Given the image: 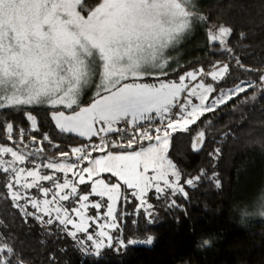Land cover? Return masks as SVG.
<instances>
[{"label":"snow or ice","instance_id":"obj_1","mask_svg":"<svg viewBox=\"0 0 264 264\" xmlns=\"http://www.w3.org/2000/svg\"><path fill=\"white\" fill-rule=\"evenodd\" d=\"M82 10V0H0V110L24 111L26 120L31 122V130L35 131L36 118L23 106L46 104L56 109L51 113V119L61 133H75L89 140L99 136L100 143L91 144L90 149L106 154L92 159V166L81 171L87 173L88 180L104 172L118 177L128 188L137 190L133 195L146 212L152 205L144 197L151 188L158 194L157 198L169 190L173 196L179 193L186 198L187 193L180 184L181 173L167 158L171 134L187 131L205 113L245 92L246 88L241 86L245 82L241 81L227 92L221 91L211 100L209 97L215 88L206 84L203 77L210 76L212 81L223 79L229 70L227 64L213 66V70L207 73L203 68L188 71L179 76L178 82L160 81L158 85L137 82L146 76L167 75L163 69L169 62L168 50L192 29L194 23H207V17L197 12L195 0H100L86 16L81 14ZM231 35L232 29L223 25L215 30L210 28L207 33L210 42H218L229 52L227 38ZM236 62L245 71H260L245 68L238 57ZM156 69L160 70L159 73L154 72ZM198 77H201L199 83L193 86L186 83L197 81ZM260 81L264 82V72H261ZM247 86L256 87L251 81ZM93 87L95 94L90 103L81 106L82 92ZM182 93H186L183 99ZM192 97L199 103H193ZM61 107L71 111L66 114L59 110ZM142 122H147V126ZM5 126L7 138L11 139L13 124L6 122ZM129 127L135 130V134L127 141L108 138L113 133L127 134ZM19 135L23 139L25 131L20 129ZM204 136L205 133L200 131L194 137V151L200 150ZM35 139L33 137V141ZM43 139L51 143L46 134ZM144 140L154 143L136 150L137 141L142 143ZM108 147L125 150L113 153L107 151ZM72 151L80 154L78 160L90 159L91 152L85 147H74ZM5 154H10L12 159H2ZM25 160L26 156L13 148L0 147V170L12 173L6 177L5 187L13 206L20 208L26 216H34L48 225L54 223L53 219L44 220L43 216L29 212L19 201L25 199L33 209L49 217L55 211V219L83 248V241L77 240V234L88 232V220L93 219L85 215L89 205L81 203L79 208L73 209L79 217L78 223L62 205L54 209L50 207L77 194V187L68 179L55 183L52 199H45L42 204L35 198L22 196L16 185L31 189L40 180L54 179L35 170L26 172L24 168L16 167L17 162ZM46 167L64 172L75 165L49 162ZM150 169L154 173L151 176L148 175ZM204 175L201 170L200 175L186 179L185 184L194 187ZM169 176L173 179L170 180ZM27 177H32V182H28ZM210 179L220 188L215 174ZM21 180H24L23 184ZM78 180L84 185L85 175L80 174ZM70 185V193L61 195ZM120 187L119 183L109 185L103 179L93 182L92 193L106 196L109 201L105 219L111 218V222L100 224L95 237L87 235V240L93 242L91 254L98 256L104 247L112 246V236L105 228L117 227L115 212ZM41 191L47 196L50 189L42 188ZM79 200L87 202L89 196L80 195ZM254 201L264 208V189L257 193ZM169 206L178 205L172 200ZM91 207L99 210L102 204L93 203ZM148 215L151 217L152 213L148 212ZM247 215L246 210L242 212V217ZM260 215L264 216V211ZM68 225H72L74 231H68ZM119 243L121 247L126 246L122 240ZM137 243L151 245L153 237L128 241V244ZM199 246L210 247V239L202 240ZM15 255L13 247L6 243L0 245V264H12L11 257ZM16 264H23V261L17 257Z\"/></svg>","mask_w":264,"mask_h":264},{"label":"trees","instance_id":"obj_2","mask_svg":"<svg viewBox=\"0 0 264 264\" xmlns=\"http://www.w3.org/2000/svg\"><path fill=\"white\" fill-rule=\"evenodd\" d=\"M200 10L207 23H203L191 43L185 69L200 66L207 73L213 66L227 64L229 70L217 83L218 89L234 88L244 81L241 86L246 91L205 113L187 131L171 134L167 156L181 173L180 184L187 197L165 193L157 198L152 192L148 196L152 207L147 212H136L133 204L123 207L120 203L116 221L126 246L116 244V249L97 256L86 251L84 244L83 248L77 244L64 226L55 222L46 226L14 207L5 187L11 173L0 170V245L6 243L14 248L12 264H16L17 257L23 264H264V216L249 215L256 208L264 211L254 201L264 189V178L260 184L254 181L264 174V82L260 81L264 72V0H204ZM221 25L232 29L227 38L230 52L207 37L210 28ZM237 57L245 68L260 71H245L237 65ZM248 81L256 87H248ZM145 82L151 83V79ZM93 89L81 98V106L90 103ZM24 108L35 116L37 130H31L24 111L0 110V147L21 152L33 168L47 162H73L68 156L74 147L98 144L96 137L88 141L61 133L51 119L56 109L46 104ZM59 110L71 111L62 107ZM6 122L13 124L11 139L7 138ZM20 129L25 131L23 139ZM200 131L205 133L204 143L199 151H194L192 142ZM45 134L51 143L43 139ZM130 136L113 133L108 138L127 141ZM144 143L145 140L137 141L134 147L137 150ZM201 170L205 175L194 187L185 184L186 179L200 175ZM213 174L220 181V188L210 179ZM172 200L178 206L170 207ZM245 210L248 215L242 217ZM149 236L153 237L151 246L128 244L129 240L141 241ZM204 239H210V247L199 246Z\"/></svg>","mask_w":264,"mask_h":264},{"label":"rangeland","instance_id":"obj_3","mask_svg":"<svg viewBox=\"0 0 264 264\" xmlns=\"http://www.w3.org/2000/svg\"><path fill=\"white\" fill-rule=\"evenodd\" d=\"M202 1H204V0H195L196 10L198 13H201L200 8H201ZM99 2H100V0H82V5H83L84 10L81 11V14L86 16L87 11L94 9L99 4ZM78 10H81V9L78 8ZM202 25H203V23H194L192 29L190 31H188L187 33H185L175 43V45L168 50L167 55L169 56V62H168V65L165 67V69H163V71L166 72L167 75L146 76L142 81H137V82L138 83H147L145 81L150 80V79H151V83H148V84H157L158 85V83L160 81H164V82L177 81L178 82L180 75H184L188 71H194V70L201 69L200 66L185 69L184 65L186 64L185 61H187L186 60L187 55L189 54V51L192 48L191 43L194 40V38H196L198 36L199 30L202 28ZM212 29L215 30V27H213ZM200 34H201V32H200ZM180 66H182V68H181L182 71L177 74V70L180 69ZM159 71H160L159 69L154 70V72H156V73H159ZM167 76H172V77L175 76V77L172 80L164 79V77H167ZM200 79H201V77H198L197 81H191V82L186 81V83H189L190 86H193L196 83H199ZM203 80L206 84H212V86L215 88V92H213L209 97L210 100L213 97L218 96L221 91L227 92L228 89H231V88H226V89H221V90L218 89L217 83L219 81H221L222 79H219L218 81H212L210 76H205V77H203ZM129 82H131V81H129ZM89 89L90 88H88L84 92H82L80 100H82L81 98H85L88 96L87 92L89 91ZM93 91H94L93 92V94H94L95 88L93 89ZM93 94L91 93V95H93ZM185 95H186V93H182L181 98H183ZM191 99H192L193 103H199V101L195 97H192ZM23 107H25V106H23ZM67 113H69V112H66V114ZM71 134L74 135V133H71ZM82 138L90 141L87 137H82ZM149 143H154V141L150 142V141L145 140V143L143 145L139 144L137 150H139L141 147H147L149 145ZM90 144H95V143L90 142ZM81 147H84V145H82ZM85 148L91 152L90 159L78 160L77 157L80 154H76V153L72 152L68 157L73 159V162H71V161L55 162L57 164L64 163V164H69V165H75V167H72V168H70L64 172L58 171L56 169L47 168L46 165L49 162L38 164V166L36 168H33L31 165H28V161H26V160H25L27 163L26 165L24 164L25 161L23 163L17 162V165H16L17 168H24L26 170V172L28 170H35V171H38L41 175L53 176L54 179L53 180H40L37 182V186H34L31 189H24V188L20 187L19 185H16L15 188H16V190H19L21 192L22 196H27L28 198H35L39 202H41V204H42L45 199H47V200L52 199L53 192L56 191L55 183H57V182L63 183V181L65 179H68L69 181H71L72 185H75L77 187V194L75 196L70 195L68 201H59V204H53L50 207H52L54 209L55 207L62 205L64 209H67L68 215L75 222L78 223L79 217L76 215V213L73 211V209L79 208L81 203H87L89 205V207L85 210V215L87 217L93 218V219L88 220L90 227H89L87 233L81 232V233H78L77 236H78L79 240L83 241V244L85 245L86 250L92 251L93 242L87 240V235L92 234L95 237L96 233L100 230V228H99L100 224H107V223L111 222V218L105 219L106 212H107L106 205H107V203H109V201L107 200V197L106 196L100 197V196L96 195L95 193H92V191H91L92 186H93V182L95 180L103 179L105 181V183H108L109 185L116 184V183H119L121 185V187H120V198L116 203L115 215L117 213L118 206L120 203H123V207H127L129 204L130 205L133 204L136 212H137V209H139L138 211H145V209L143 207H140L139 199L135 195H133V193L136 192L137 190L134 188H128L127 185H125L123 183V181L119 180L118 177L112 176L111 173L104 172V173H100L99 176L94 175L92 180L87 179V173H83L81 170L85 167H91L92 166V164H91L92 159L102 157L106 153L105 152H98V151H91L90 147L88 148L86 146H85ZM168 148H169V146H168ZM129 151H131V150H129ZM167 151H168V149H167ZM95 152H97V153L95 154ZM118 152H122V151H117V152H113V153H118ZM19 153H21V152H19ZM167 158H168V156H167ZM2 159L11 160L12 157L10 154H5L2 157ZM80 174L85 175V178H86V183L84 184L85 186L79 184L78 176ZM153 174L154 173L150 169L148 175L151 176ZM11 175H12V173H11ZM263 178H264V174H262L261 176H256L254 178L255 184H260L261 180L263 182ZM32 179H33L32 177H27L28 182H32ZM169 179L171 180L173 178L171 176H169ZM12 182L15 183L14 181H12ZM23 183H24V180H21V184H23ZM161 184H162V182H161ZM42 188L50 189L49 194L47 196H45L43 191H41ZM70 191H71V185L68 189H65L64 192L61 193V195L70 193ZM152 192L155 193L154 188L149 189L147 191L145 197H144V199L147 201V203H148V196ZM166 193L171 194L170 190L166 191ZM80 195H88L89 200L87 202L80 201L79 200ZM156 195H158V194H156ZM97 202L102 204V207L99 210L91 207V205L93 203H97ZM19 204L20 205H26L29 212H33V213H36L37 215L43 216L44 220L51 218V219H53V221L55 223L59 224V221L55 219V216H56L55 211H53L51 217H49V216L45 215L43 212H37V210L33 209L31 207V204L27 203V201L25 199L20 200ZM256 209L257 210H255V211H249V215H251L253 218L254 217L257 218V216H260L259 214L261 213V210L259 208H256ZM263 210H264V208H263ZM116 224H117V227L115 229L105 228V231H108L109 234L112 236V246L111 247H104L100 251L99 255L105 254L109 249H113V248L116 249L117 248L116 244H120L119 241H121V231H120L119 224L117 223V221H116ZM44 225H46V224H44ZM67 230L68 231H74L72 225H68ZM137 241H140V240H137ZM141 241H143V240H141ZM135 245L151 246L152 244L147 245L144 243H137Z\"/></svg>","mask_w":264,"mask_h":264},{"label":"built area","instance_id":"obj_4","mask_svg":"<svg viewBox=\"0 0 264 264\" xmlns=\"http://www.w3.org/2000/svg\"><path fill=\"white\" fill-rule=\"evenodd\" d=\"M174 112H175V110H174ZM142 123H145V126H147V122H142ZM152 123L153 124H158V121H153ZM116 134H118V135H134L135 134V130L132 129L131 127H129L128 131H127V134H125V133H116ZM96 139H97V142L100 143V137L96 136Z\"/></svg>","mask_w":264,"mask_h":264},{"label":"crops","instance_id":"obj_5","mask_svg":"<svg viewBox=\"0 0 264 264\" xmlns=\"http://www.w3.org/2000/svg\"><path fill=\"white\" fill-rule=\"evenodd\" d=\"M157 80V79H156ZM74 135L76 136L77 134L74 133ZM78 136V135H77ZM79 137V136H78ZM82 138V137H81ZM78 147H81V146H78Z\"/></svg>","mask_w":264,"mask_h":264}]
</instances>
